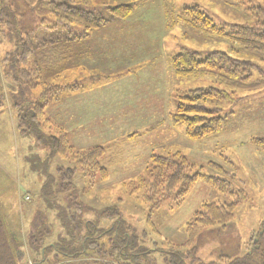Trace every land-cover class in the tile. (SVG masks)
<instances>
[{
    "label": "rangeland",
    "instance_id": "rangeland-1",
    "mask_svg": "<svg viewBox=\"0 0 264 264\" xmlns=\"http://www.w3.org/2000/svg\"><path fill=\"white\" fill-rule=\"evenodd\" d=\"M123 3L131 5L129 16L111 20L91 32L90 39L94 41L93 45L90 43L91 51L82 53L84 58L81 53L72 55L67 63L70 69H63L55 81L65 83V87L43 111L48 121L60 126L75 147L104 148L100 166L105 176L99 172L86 173L78 166L72 188L62 191L58 167L63 170L73 167L75 161L71 155L47 159L45 147L35 145L31 138L16 130V141L10 139L16 143L21 164L25 161L26 174L22 171L23 165L20 174L26 189L19 185V205L13 194L14 184L8 185L11 188L6 186V181L0 183V211L9 232L24 242L29 221L36 211L40 216L45 215L54 235L61 232L55 212L45 208V200L39 195L40 186L50 188L55 201L62 200L64 205L66 196L75 192L87 218L116 208L140 235L146 248L151 249L152 262L164 264L170 257V248L186 242V224L204 202L229 204L235 200L202 181L192 184L183 199L174 194L153 207L145 200L142 186L132 190L140 178L149 180L147 171L152 154L180 153L191 164V171L199 175H216L211 163L223 166L234 174L233 186L245 193L224 225L201 228L194 242L195 256L205 263L216 262L223 256L243 257L252 251L254 237L263 241L258 233L264 221V149L253 146L251 139H264V62L244 51L235 52L236 46L229 40L189 23L184 8L197 6L214 24H251L257 18L264 19V0H250L249 5L248 0H239V3L233 0H88L87 6L109 16L107 6ZM74 27L72 30L76 31ZM3 29L0 24V32ZM12 46L14 42L0 33V110L8 108L14 113L9 92L11 80L2 71L3 57ZM181 49L204 54L224 51L251 59L258 67L251 70V79L261 82L259 88L236 92L230 100H212L207 104L219 108L227 121L218 132L199 139L188 138L184 125L174 122L172 115L179 94L207 87L211 79L176 76L172 57ZM49 122L43 125L47 133L55 129ZM3 143L1 132L0 146ZM35 161L41 164L30 170V163ZM47 174L52 180L46 179ZM98 224L107 227L110 220L103 217ZM54 235L50 240L55 239ZM189 246L180 248L186 251ZM24 259L21 264H25ZM198 260L185 257L183 264H195ZM29 261L32 263L30 258Z\"/></svg>",
    "mask_w": 264,
    "mask_h": 264
},
{
    "label": "trees",
    "instance_id": "trees-1",
    "mask_svg": "<svg viewBox=\"0 0 264 264\" xmlns=\"http://www.w3.org/2000/svg\"><path fill=\"white\" fill-rule=\"evenodd\" d=\"M233 1L239 3V0ZM87 2L0 0V24L4 26L0 33L2 37L14 42L12 49L3 57L2 71L11 80L9 92L15 113V127L20 134L31 138L35 145L45 147L47 159L56 156L69 158L71 155L75 161L73 167L69 166L65 170L58 167L59 184L64 192L72 188L71 181L78 166L86 173L91 172L93 175L99 172L102 177L105 176V170L100 166L104 148L98 145L77 148L72 145L60 126L48 121L44 108L49 101L56 100V93L65 87V83L55 81L63 69H70L67 63L73 55L71 49L74 45L105 23L125 19L131 13L129 3L107 6L109 16H105L101 10L88 7ZM184 13L187 21L202 31L232 42L236 46L235 52L244 51L264 62V19L257 18L251 24L226 25L214 24L197 6L185 7ZM74 25L76 31L72 30ZM172 65L175 75L181 79H211V85L188 89L176 97L172 118L174 122L184 125L185 134L190 139L216 133L225 125L227 119L221 115V110L207 106L212 100H230L236 92L253 90L261 84L251 79V70L258 68L253 60L224 51L204 54L181 49L173 55ZM48 122L51 128H55L50 133L43 129L44 123ZM251 142L253 146L264 149V139H251ZM39 162L30 163V170L41 164ZM149 163V180L140 178L132 190L142 186L144 198L151 207L174 194L179 200L183 199L196 181H202L235 199L229 204L204 202L186 224V242L175 249L171 247L168 253L170 257L164 264H183L185 257L198 260L194 242L201 228L224 225L230 220L238 200L245 196L244 190L235 188L232 184L234 174L216 163L210 164L216 175L207 176L192 172L191 164L180 153L152 154ZM46 177L52 178L50 174ZM47 189L40 186L39 195L45 200V208L55 212L61 232L54 235V229L45 215L40 216L36 211L29 221L23 242L11 236L0 214V264H21L24 258L25 264H154L149 256L151 249L146 248L143 239L116 208L87 218L75 192L66 196L64 205L62 200L56 202L50 188ZM103 217L110 220L107 227L98 224ZM262 222L258 235L263 241L254 240V237L252 251L245 256H223L216 262L208 263L198 260L195 264H264ZM52 235L55 239L50 240ZM186 245H190L186 251L180 248ZM29 258L32 263H28Z\"/></svg>",
    "mask_w": 264,
    "mask_h": 264
},
{
    "label": "crops",
    "instance_id": "crops-1",
    "mask_svg": "<svg viewBox=\"0 0 264 264\" xmlns=\"http://www.w3.org/2000/svg\"><path fill=\"white\" fill-rule=\"evenodd\" d=\"M90 35L86 39L80 42H77L74 45V48L71 49L73 54L79 55L81 53L80 56L84 58L83 54H88L85 52H88L89 50L91 51L92 47L90 43L92 41V45H93L94 41L90 39ZM14 123H15L14 113L8 110V108L7 110L1 109L0 110V134L2 132L4 143L2 146H0V151L2 152V154L0 155V173H1L0 183L2 181H6L8 183L6 186L11 185V183L14 184V187H16L17 189L11 186H8V187L13 188V194L15 195V198H16V204L20 205L18 196H19L21 189H19V187L21 186L26 189L25 184L23 185L21 181V176H22L20 174L21 165H23L22 171L25 172L24 175L26 174V166H25V161H22V164H21L20 162L21 155L18 152V150L15 149L16 143H14V141H16V138H17L16 135L18 133L16 132ZM11 137L14 138V141L10 139ZM23 158H25V156H23ZM18 176L20 177L19 179H18ZM0 214L2 215L1 211H0Z\"/></svg>",
    "mask_w": 264,
    "mask_h": 264
},
{
    "label": "built area",
    "instance_id": "built-area-1",
    "mask_svg": "<svg viewBox=\"0 0 264 264\" xmlns=\"http://www.w3.org/2000/svg\"><path fill=\"white\" fill-rule=\"evenodd\" d=\"M27 198V197H26Z\"/></svg>",
    "mask_w": 264,
    "mask_h": 264
}]
</instances>
